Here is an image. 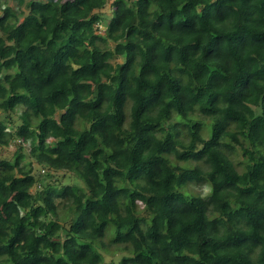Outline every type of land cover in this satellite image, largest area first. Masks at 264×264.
<instances>
[{"label":"trees","instance_id":"16d2710c","mask_svg":"<svg viewBox=\"0 0 264 264\" xmlns=\"http://www.w3.org/2000/svg\"><path fill=\"white\" fill-rule=\"evenodd\" d=\"M106 4L0 0V264H264V0Z\"/></svg>","mask_w":264,"mask_h":264},{"label":"rangeland","instance_id":"374dc122","mask_svg":"<svg viewBox=\"0 0 264 264\" xmlns=\"http://www.w3.org/2000/svg\"><path fill=\"white\" fill-rule=\"evenodd\" d=\"M111 1L112 0H107L106 6L101 10L102 16L104 18L103 22L104 21L106 22V20H105L106 18L109 20L112 17V10L110 9ZM105 22L103 23V25L100 26V33H103V31H104L103 29H104ZM117 60H120V58H117ZM23 146L26 149L28 147L27 143H25ZM16 147H17L16 143H12L11 145H9L6 148V150L0 148V155L2 157L10 158L11 157V153L14 151V149ZM230 157L233 158L234 163L239 159L238 156L231 155ZM28 160H30V158L28 156H26L25 159H24V162H26ZM34 173H35L36 177L39 178V179L42 178L43 174H44L43 170L40 167H38V166H34ZM58 178H60L59 180H60V183H62V184H70V183H74V182L80 184V182H78L76 180V178H74V177H70V176L62 177L61 175H59ZM188 188H189V190H192L194 192H201L202 194H205L207 192L206 191L207 190V186L205 184L200 185V186L188 185Z\"/></svg>","mask_w":264,"mask_h":264},{"label":"clouds","instance_id":"9594fccd","mask_svg":"<svg viewBox=\"0 0 264 264\" xmlns=\"http://www.w3.org/2000/svg\"><path fill=\"white\" fill-rule=\"evenodd\" d=\"M207 191V190H206Z\"/></svg>","mask_w":264,"mask_h":264}]
</instances>
